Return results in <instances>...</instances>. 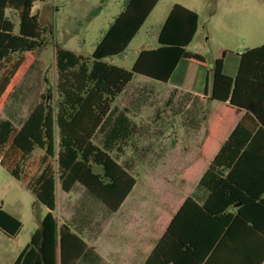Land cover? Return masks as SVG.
I'll return each instance as SVG.
<instances>
[{"label":"trees","instance_id":"16d2710c","mask_svg":"<svg viewBox=\"0 0 264 264\" xmlns=\"http://www.w3.org/2000/svg\"><path fill=\"white\" fill-rule=\"evenodd\" d=\"M43 1L0 0V111L43 46L45 31L33 14ZM158 1L126 0L90 57L55 44L56 98L41 96L20 128L0 121V166L48 209L12 264L78 261L87 245L59 225L56 186L68 193L79 183L116 212L136 183L119 160L138 127L127 110L113 108L115 100L135 76L166 83L180 61L206 67L202 55L186 50L199 16L179 4L170 8L157 47L141 50L130 70L106 61L127 49ZM211 70L212 107L198 129V155L163 197L166 219L181 205L144 264L264 263V44L239 55L235 77L223 73V57ZM195 183L208 191L201 206L189 196ZM20 229L0 209V232L13 238Z\"/></svg>","mask_w":264,"mask_h":264},{"label":"rangeland","instance_id":"374dc122","mask_svg":"<svg viewBox=\"0 0 264 264\" xmlns=\"http://www.w3.org/2000/svg\"><path fill=\"white\" fill-rule=\"evenodd\" d=\"M125 2L126 0L36 2L33 14L38 16L45 31L43 46L35 50L32 67L0 111V121L10 120L19 128L41 100V96L49 95L55 99L57 71L54 45L58 44L76 54L90 57L101 36L123 10ZM174 4L182 5L199 15V31L188 51L202 55L208 64L209 61L221 58L223 53L234 57L264 44V0H159L127 49L106 61L130 70L141 50L157 47L159 29ZM14 22L17 29L18 20L15 17ZM156 88L166 91H159L152 100L138 97L144 104L138 108L135 96L145 94L147 89L156 91ZM168 90L167 85L136 76L128 86L127 93L113 104L117 110L128 106L129 117L138 127L136 136L128 142L119 160L138 182L131 194L145 197L151 203L156 201H153L154 198L163 199L175 192L180 173L188 162L187 158L197 153L199 144V118L181 114L184 109H179L176 113L175 106H168ZM102 139L103 135L98 133L94 142L101 146ZM187 153L189 155L186 156ZM81 186L77 184L70 195L73 201L77 200L75 207L80 206V211L84 213L99 212L100 201L90 193L87 192L91 196L90 200L80 198ZM63 195L64 192L59 187V210L56 213L62 220L65 218L61 209L64 204ZM0 209L21 222L17 236L14 239L8 237L0 245V264H11L30 242L31 234L41 227V220L48 209L1 166Z\"/></svg>","mask_w":264,"mask_h":264},{"label":"crops","instance_id":"0c3cea01","mask_svg":"<svg viewBox=\"0 0 264 264\" xmlns=\"http://www.w3.org/2000/svg\"><path fill=\"white\" fill-rule=\"evenodd\" d=\"M199 22L198 30L195 36L199 31ZM188 47L186 48L187 51ZM240 54L241 53H238L234 57L229 56V54H222L224 74L230 77L236 76ZM213 62L214 61H209L208 64L205 59L206 67H200L192 62L180 61L177 64L170 80L166 83L159 82L167 85L169 88L166 94L168 99L166 104L168 106H175L176 113H178L179 109H184L181 114L187 116L189 115L191 118L193 116L198 117V129L202 124L204 113L212 107L210 89L212 84L211 66ZM129 85H127L124 91L117 97L115 102L127 93ZM159 91L165 92L166 90L162 88H156V91L153 89H147L145 94H140V96L136 95L135 100L138 108H140L141 105H144L140 99H137L138 97L144 100H152L157 97ZM208 105L210 107H208ZM113 108L116 109V106H113ZM122 110H127L129 116L128 106H124L121 110L118 109V111ZM236 121L237 117H235L234 122ZM198 129L197 141L200 143L202 137L198 134ZM188 153L186 156L189 155ZM197 155L198 150L197 153H194L187 158L188 162L183 170L197 157ZM127 170L129 171V169ZM129 173L131 172L129 171ZM137 183L138 182L136 180L133 189L136 188ZM77 184L79 183H76L68 193L64 192V204H62L61 207L63 215L65 216L63 220L60 219V217H58V213H56V210H59V185L56 186L55 210V215L58 219L59 225H67L69 229L79 236L87 245V249L75 264H144L149 252L161 238L168 221L181 205V202H179L178 207L175 208L176 210L170 216V219H166V202L164 199H161V197L159 199L149 198L153 199V201L156 200L151 203V201L144 199L145 197L133 196L131 194L133 191L132 189L116 212H111L100 201L98 202L101 205L99 206V212L93 211L91 213H84L80 211V206L75 207L77 200L73 201L70 196ZM196 186L197 183L193 185L189 196L201 206L208 197V191L204 188ZM80 189V198L90 200L91 196L90 194H87L88 191L83 186H81ZM2 235L3 234L0 232V245L8 238L5 235ZM15 237L11 239H14Z\"/></svg>","mask_w":264,"mask_h":264}]
</instances>
